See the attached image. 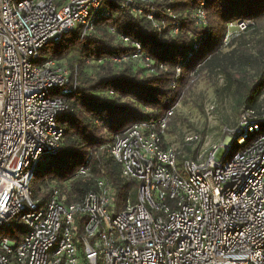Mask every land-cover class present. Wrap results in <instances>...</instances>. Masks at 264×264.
I'll return each mask as SVG.
<instances>
[{
  "label": "built area",
  "instance_id": "built-area-1",
  "mask_svg": "<svg viewBox=\"0 0 264 264\" xmlns=\"http://www.w3.org/2000/svg\"><path fill=\"white\" fill-rule=\"evenodd\" d=\"M105 1L163 27L143 11L155 0H0V264H264V129L251 109L240 112L228 141L196 159L181 157L166 140L172 109L132 123L106 146L122 177L137 182L135 200L120 210L104 178L79 202L64 203L55 184L47 197H31L40 160L60 149L56 119L77 85L64 63L42 60L41 50L73 31L90 35L94 21L109 14ZM204 18L198 9L196 25ZM227 24L233 30L226 41L253 21ZM133 46L114 60L150 67ZM197 140L185 137L186 144ZM76 175L92 177L83 165ZM76 214L83 215L80 232ZM14 228L19 239L9 236Z\"/></svg>",
  "mask_w": 264,
  "mask_h": 264
},
{
  "label": "trees",
  "instance_id": "trees-1",
  "mask_svg": "<svg viewBox=\"0 0 264 264\" xmlns=\"http://www.w3.org/2000/svg\"><path fill=\"white\" fill-rule=\"evenodd\" d=\"M105 4L109 14L94 21L90 35L80 39L73 31L41 50L42 60H62L70 81L75 76L77 85L65 95L67 110L56 119L62 128L60 149L35 170L30 181L33 198L47 197L49 185L55 184L64 194V203L79 202L86 192L96 189V178H104L114 190L117 210L128 198L135 200L137 182L122 177L106 146L132 123L165 116L175 97L190 84L195 68V72L220 75L234 97L235 111L254 110L263 128L264 0H155L143 11L163 21L159 29L145 15L133 16L113 1ZM198 9L207 18L210 35L202 40L203 47L189 56L192 43L203 31L195 21ZM240 19H250L255 25L224 44L227 23ZM134 42L140 45L142 57L152 60L150 67L129 57L114 60L130 56ZM176 68L180 69L177 76ZM183 148L188 154L185 157L195 159V150L189 145ZM81 165L92 177L76 175ZM81 218L83 215L76 214L79 232ZM10 233L12 239L21 235L15 228Z\"/></svg>",
  "mask_w": 264,
  "mask_h": 264
},
{
  "label": "rangeland",
  "instance_id": "rangeland-1",
  "mask_svg": "<svg viewBox=\"0 0 264 264\" xmlns=\"http://www.w3.org/2000/svg\"><path fill=\"white\" fill-rule=\"evenodd\" d=\"M254 25L255 21H253ZM207 26L205 16L204 22L198 23L197 26L198 30H203L196 36L199 38V44L190 53V56H194L196 51L203 47L202 40L209 37L210 29ZM232 30L233 27L227 24L222 36L224 44L227 32ZM194 70L191 71L190 84L175 97L176 101L172 107L165 137L167 142L179 151L181 157L188 155L183 146L189 145L191 149L195 150L196 159L202 156L206 157L212 146L223 144L229 140L238 122L239 114L234 108V97L225 89V83L220 75L208 74L205 71L195 72ZM261 102L264 110V96ZM144 110L148 111L147 108ZM262 127L264 129V125ZM190 134H197L198 140L186 144L185 137ZM236 149L237 147L233 145L227 159ZM180 161V158L176 160L177 168L180 166ZM46 162L47 158L41 159L40 166L45 165ZM5 233L8 235V231Z\"/></svg>",
  "mask_w": 264,
  "mask_h": 264
}]
</instances>
